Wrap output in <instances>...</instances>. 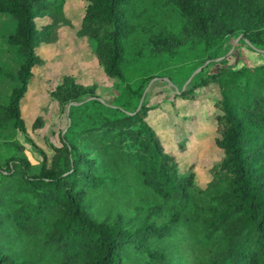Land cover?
<instances>
[{
	"label": "trees",
	"instance_id": "trees-1",
	"mask_svg": "<svg viewBox=\"0 0 264 264\" xmlns=\"http://www.w3.org/2000/svg\"><path fill=\"white\" fill-rule=\"evenodd\" d=\"M87 2L78 35L94 44L104 74L122 86L107 101L63 77L50 93L67 108L51 158L39 150L36 170L13 145L15 154L0 164V264H264V0H170L178 30L150 31L145 43L151 58L169 66L184 49L195 54L189 76L208 64L184 87L163 67L128 83L125 45L138 24L152 21L141 1ZM59 5L0 0V14L15 23L6 42L17 62L15 84L0 104V130L26 135L21 107L41 64L36 50L58 26L53 19L40 31L36 19L60 17ZM230 39L258 62L224 57ZM156 76L173 83L182 100L217 88L214 144L221 157L203 187L194 166L182 171L149 123L154 106L141 99ZM40 126L37 118L31 130Z\"/></svg>",
	"mask_w": 264,
	"mask_h": 264
},
{
	"label": "rangeland",
	"instance_id": "rangeland-1",
	"mask_svg": "<svg viewBox=\"0 0 264 264\" xmlns=\"http://www.w3.org/2000/svg\"><path fill=\"white\" fill-rule=\"evenodd\" d=\"M54 1L60 4L58 9L61 10L62 18L60 16L55 19L47 14L36 19L40 31H49L46 25L53 19L57 20L58 26L55 33L50 34V39L41 43L36 50L41 64L33 70V78L21 107L26 135L11 128L0 130V164H3L11 154H15L13 145L24 148L23 152L17 155L25 156L36 170L41 162L39 150L46 154L48 160L51 158L53 155L51 145H59V133L66 125L67 108H63L52 99L50 93L63 77L70 76L78 85L93 88L99 99L107 101L117 98L119 88L122 86L120 82L104 74L94 54V44L88 38L78 35L83 25L87 0ZM139 1L143 3L148 18L152 21L146 20L138 24L125 45L122 71L128 83L136 84L152 70L163 67L162 71L165 74H171V69L175 70L173 81L179 85L183 83L184 87L186 79L191 76H189L191 65L198 60L197 56L184 49L169 66L166 58L160 60L151 58L148 54V45L145 43L150 31L165 33L178 30L179 20L173 12L170 0ZM14 27L15 23L10 17L0 14V70L14 77V80H10L0 75V104L5 103L15 84L16 53L6 42ZM221 53L226 55L224 57H229L232 63L258 62L257 57L248 51L239 39L227 40ZM207 66V63L202 64L199 73L203 70L207 73L210 69L206 68ZM211 69L215 70L216 66ZM177 92V87L169 83L168 79L156 76L146 87L141 102L146 99L149 105L154 106L148 114V120L164 143L167 152L175 157L182 171L191 165L194 166L195 183L203 187L210 180L208 169L221 157V150L214 144L216 111L212 105L218 96L217 88L209 85L197 89L194 100H182L175 96ZM37 118L41 119V126L33 131L31 126ZM183 140L188 145L182 149L180 144Z\"/></svg>",
	"mask_w": 264,
	"mask_h": 264
},
{
	"label": "water",
	"instance_id": "water-1",
	"mask_svg": "<svg viewBox=\"0 0 264 264\" xmlns=\"http://www.w3.org/2000/svg\"><path fill=\"white\" fill-rule=\"evenodd\" d=\"M202 69V67L198 68L197 70H195L192 75L189 77V79L187 80L186 84L190 82V80L193 78L194 75H196L200 70ZM169 82V81H168ZM185 84V85H186ZM143 99V97H142ZM72 105H76V104H72Z\"/></svg>",
	"mask_w": 264,
	"mask_h": 264
}]
</instances>
